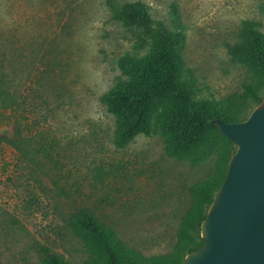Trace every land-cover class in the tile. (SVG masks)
I'll list each match as a JSON object with an SVG mask.
<instances>
[{"label": "rangeland", "instance_id": "374dc122", "mask_svg": "<svg viewBox=\"0 0 264 264\" xmlns=\"http://www.w3.org/2000/svg\"><path fill=\"white\" fill-rule=\"evenodd\" d=\"M137 2L180 34L195 99L240 98L257 82L231 49L245 21L264 34V0H0V264L93 259L70 223L81 209L145 256L170 253L189 187L216 173L218 148L195 160L171 155L161 132L114 142L101 98L152 48L116 18ZM256 106L245 100L247 117Z\"/></svg>", "mask_w": 264, "mask_h": 264}, {"label": "trees", "instance_id": "16d2710c", "mask_svg": "<svg viewBox=\"0 0 264 264\" xmlns=\"http://www.w3.org/2000/svg\"><path fill=\"white\" fill-rule=\"evenodd\" d=\"M116 18L129 28L140 30L145 42L151 41L152 46L146 57L129 61L130 78L119 82L101 98L116 118V146L126 147L139 134L161 132L171 155L196 160L218 148L219 165L211 179L189 187L194 202L183 217L178 242L170 253L143 255L126 245L112 227L100 223L87 209L73 214L70 223L94 254L84 264H182L189 252L204 244L201 225L234 153L235 144L220 132L213 119L244 120L248 115L245 100L258 105L263 99L260 90L264 88V34L256 29L254 22L245 21L243 41L231 49L233 59L245 64L258 79L255 84H245V93L240 98L197 100L193 88L183 79L180 34H173L152 19L141 2L127 4L117 12ZM20 117L26 116L20 114ZM50 264L68 263L54 255Z\"/></svg>", "mask_w": 264, "mask_h": 264}, {"label": "water", "instance_id": "95a60500", "mask_svg": "<svg viewBox=\"0 0 264 264\" xmlns=\"http://www.w3.org/2000/svg\"><path fill=\"white\" fill-rule=\"evenodd\" d=\"M213 123L237 149L202 222L204 244L182 264H264V96L246 119Z\"/></svg>", "mask_w": 264, "mask_h": 264}]
</instances>
